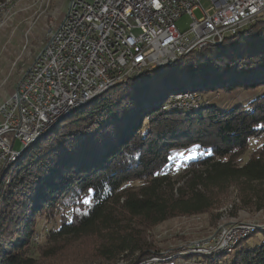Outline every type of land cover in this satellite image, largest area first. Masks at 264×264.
<instances>
[{
    "label": "trees",
    "instance_id": "16d2710c",
    "mask_svg": "<svg viewBox=\"0 0 264 264\" xmlns=\"http://www.w3.org/2000/svg\"><path fill=\"white\" fill-rule=\"evenodd\" d=\"M243 28L116 83L31 144L0 191V264H35L36 217L53 211L60 223L44 241L96 235L102 257L116 264L123 254L136 264L163 253L147 241L146 228L210 210L235 182L252 202L243 184L264 183V141L252 139L264 131V16ZM185 83L211 104L189 114L163 109L164 90ZM180 179L186 182L176 194ZM204 261L264 264V244L243 240L232 254Z\"/></svg>",
    "mask_w": 264,
    "mask_h": 264
},
{
    "label": "built area",
    "instance_id": "2783aa9c",
    "mask_svg": "<svg viewBox=\"0 0 264 264\" xmlns=\"http://www.w3.org/2000/svg\"><path fill=\"white\" fill-rule=\"evenodd\" d=\"M209 1L212 12L202 0H71L57 38L0 105V164L13 157L16 140L22 145L105 81L199 47L264 11V0ZM196 9H202L201 17ZM184 14L193 21L182 32L178 21ZM252 139L263 142L264 135ZM234 231L218 233L193 249L228 246Z\"/></svg>",
    "mask_w": 264,
    "mask_h": 264
},
{
    "label": "rangeland",
    "instance_id": "374dc122",
    "mask_svg": "<svg viewBox=\"0 0 264 264\" xmlns=\"http://www.w3.org/2000/svg\"><path fill=\"white\" fill-rule=\"evenodd\" d=\"M69 1L70 0H9L1 6L0 105L14 95L21 80L45 48L53 30L58 28L62 23L67 13ZM202 5L209 12L214 11L209 0H202ZM195 15L201 17L203 15L202 9H196ZM192 21L193 19L190 14H184L178 21L180 30L182 32L187 31ZM248 24H246L244 28ZM225 35L224 37H226ZM210 46L215 45H206L201 48L196 47L197 49L194 48L189 53ZM189 53H187V55ZM173 63L176 62H170L161 68L151 64L150 66H145L144 69L157 68L161 70ZM134 78L136 79L138 76ZM134 78H128L127 81ZM123 82H125V80H123ZM181 90H183V92H180ZM197 91L199 90L195 89L189 83L182 84L181 86H174L171 93L169 90H164L160 97L162 99L160 104L163 109H168L169 107L165 106L171 105L172 103H179V107L184 109V113L186 114L203 110L211 104V101L199 98L195 99V94L199 96ZM102 94L97 95L95 98ZM214 95L217 99L223 97L219 91H214ZM95 98L83 105L80 104V107H73L74 110H69L51 130L61 121H65L74 112L85 108ZM175 108L178 107H172V109ZM49 132L50 130L43 134L32 145L46 137ZM32 145L27 146L28 148L26 150L20 152L19 156L12 160L10 171H8L10 172L9 175H5V173L3 174L2 172L0 176V191H3L7 187L8 182L13 179L22 154L30 149ZM13 148L16 151H20V148H22L21 142L16 140ZM178 181L174 189L176 194L178 193V187H181L186 182V179H180ZM240 184L239 182L230 184L227 192L220 195L219 204L210 210L194 214H179L170 217L151 228H146L143 235L149 243L153 244L154 249L163 252L164 255H177V258H180L179 264H206L204 256L222 252L232 254L243 240H247L251 245H255L256 243L264 244V183L252 181L248 182V184H243V186L247 185L249 187V195H251V197L254 196V200L250 203L246 202V200L249 199L247 191L240 193ZM59 223V211H53L47 216L41 214L36 217L34 227L35 233L33 237L36 242V251L32 253L36 258L35 264H112L111 261L101 256V251L98 248L100 246V241L99 238L97 239L96 235H86L83 237L68 236L57 241L55 244H51L47 242V240L44 241L45 233H48L54 226H58ZM244 225H248V230H250L251 228L249 227L252 226H256V228L254 231L251 230V232H248L249 234H247V236H244V238L236 242L235 248L231 251L218 250L213 254H192L185 252L195 247L197 248L200 242H206L212 239L216 234L226 228L235 230L233 239L235 237H240L243 235L244 231H242L241 227ZM37 237H39V240H37ZM182 252H185V254H181ZM154 254L155 253L147 255L143 259H148ZM133 258L134 257L130 256L123 257L122 254L119 256L116 264H131Z\"/></svg>",
    "mask_w": 264,
    "mask_h": 264
},
{
    "label": "bare ground",
    "instance_id": "6f19581e",
    "mask_svg": "<svg viewBox=\"0 0 264 264\" xmlns=\"http://www.w3.org/2000/svg\"><path fill=\"white\" fill-rule=\"evenodd\" d=\"M6 2H7V1H6ZM6 2H5V3H6ZM11 2H12V1H11ZM70 2H71V0L69 1V5H68V9H67V10L70 9ZM7 4H8V3H7ZM3 5H4V4H3ZM3 5H2V6H3ZM0 8H1V7H0ZM259 15H260V14H258V16H259ZM251 21H252V20H251ZM248 23H249V22H248ZM245 25H246V24H244L243 26H237V27H234V28L232 29L231 33H236L237 31H239L240 29H242ZM58 31H59V27L53 30L52 35H51V37H50V39H49L48 42H51L54 38H57V36H58ZM224 35H225V34L221 35V37H214V38H211L210 41H203V42H200V43H199V48L204 47V46H206V45L218 44V43L222 42L223 39H224ZM48 42H47V43H48ZM44 49H45V48H44ZM44 49H43V51H44ZM192 49H194V48H187L186 51H183V52L180 53V54H177V55H173V56H168V57L162 58V59H160L159 61H157L156 63H152V64H153V65H157V66H163V65L166 64V63H170V62H173V61L177 60V59L180 58L181 56H183V55L187 54L188 52H190ZM195 49H197V48H195ZM38 57H39V56H38ZM37 59H38V58H37ZM37 59H36V60H37ZM150 65H151V64H149V66H150ZM143 69H144V68L133 70V71H131V73H127L126 76H123V78H120V77H112L109 81H105V82L102 84V86H101L100 88H98L97 90L88 93V94H87L86 96H84V97H79L78 104H74L73 106L69 107L68 109H64V110H62V111L58 114V116H57L56 118H53V119L50 121V123H47V125H46L44 128H42V130H41L39 133L35 134V136H33V137L28 138V140H27L26 142H23V144H22V148L20 149V151H16V150H14L13 157H9L7 160L3 161L2 164H0V173H1L2 169H3L5 166L9 165V164L12 162V160L16 159V157L19 156L20 152L24 151V150L27 148V146H29V145L33 144L35 141H37V140L41 137V135H43V134L46 133L50 128H52V127H53V126H54V125L60 120V118H63V116H65L66 113H67L69 110H74L73 107H77V106H79L80 104H82V105L85 104L86 102H88L89 100H91V99L94 98L95 96H97V95L103 93L106 89H108L109 87L115 85V84L118 83V82H121V81H123V80L126 81L128 78H134V77L140 75V74L143 72ZM29 71H30V69H29ZM29 71H28V72H29ZM28 72H27V73H28ZM25 78H26V75L23 77V79L21 80L20 83H24ZM192 93H194V92H192ZM194 96H197V94H195ZM177 97H178V96H177ZM188 99H189V98H188ZM195 99H196V98H195ZM199 99H201V98H199ZM174 100H175V99H174ZM199 101H200V100H199ZM194 102H195V101H194ZM172 104H173V103H172ZM172 104H171V105L169 104V105H167V106H165V107H179L178 103H175V104H173V105H172ZM79 107H80V106H79ZM259 135H264V131L261 132ZM247 226H248V225H244V226H243V231H244V232H243V235H241L240 237H235L234 239H233V237H232V239H230V241H229V243H228V246H225V245H217V246H215V247L212 248V249H204V250L190 249V250H187V251H185V252H186V253L194 252V253H204V254H208V253H212V252L217 251V250H227V251H231V250H233V248H235V246H236V242H238L241 238H244V236H247V234H249L248 232H251V230L254 231V229L256 228V226H255V227L252 226V227H249V228H251V229L248 230ZM48 229H49V228H48ZM226 230H230V231H226ZM222 231H224V232H231L232 229H228V228H226V229H224V230H222ZM222 231H221V232H222ZM221 232H220V233H221ZM208 241H209V240H207L206 242H208ZM185 252H182V254H185ZM146 259H147V258H146ZM146 259H143V260L137 262L136 264H179V258H177V255H176V256H173V255L168 256V255H164V254L162 253V254H156V255H153L152 257H149L147 260H146ZM199 264H203V263H199Z\"/></svg>",
    "mask_w": 264,
    "mask_h": 264
},
{
    "label": "water",
    "instance_id": "95a60500",
    "mask_svg": "<svg viewBox=\"0 0 264 264\" xmlns=\"http://www.w3.org/2000/svg\"><path fill=\"white\" fill-rule=\"evenodd\" d=\"M261 15L264 16V11H263L259 16H261ZM259 16H258V17H259ZM258 17H256V18H258ZM256 18H255V19H256ZM255 19H254V20H255ZM254 20H253V21H254ZM253 21H252V22H253ZM250 23H251V22H250ZM250 23H249V24H250ZM249 24H248V25H249ZM227 34H232V33H231V32H227ZM227 34H226V35H227ZM226 35H225V36H226ZM147 68H148V67H147ZM145 69H146V68H145ZM145 69H144V70H145ZM20 149H21V148H20Z\"/></svg>",
    "mask_w": 264,
    "mask_h": 264
}]
</instances>
